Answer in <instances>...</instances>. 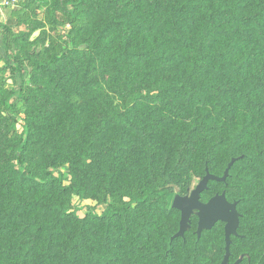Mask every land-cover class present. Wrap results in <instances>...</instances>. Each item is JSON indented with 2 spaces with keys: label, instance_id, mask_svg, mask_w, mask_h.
<instances>
[{
  "label": "rangeland",
  "instance_id": "374dc122",
  "mask_svg": "<svg viewBox=\"0 0 264 264\" xmlns=\"http://www.w3.org/2000/svg\"><path fill=\"white\" fill-rule=\"evenodd\" d=\"M70 1L17 0L9 8L10 32L0 30V264H221L222 223L197 245L193 216L186 240L169 246L180 221L172 202L197 186L206 161L214 174H223L230 133L242 124L246 132L235 155L254 158L256 147H264V111L229 96L223 100L232 118L226 119L217 113L216 98L205 93L191 101L157 96L198 63L196 40L211 12L241 0H160L157 7L155 0H86L75 19ZM243 1L241 11H254L256 0ZM181 10L187 17L179 27L173 17ZM233 27L222 23L212 35L215 48L234 40ZM161 39L171 58L136 56L150 42L163 44ZM237 54L229 58L232 65L242 60ZM252 54L255 63L264 62L256 47ZM50 57L60 59L48 72L31 66ZM15 61H25L23 76ZM210 63L224 67L226 60ZM248 98L264 103V87ZM201 120L214 129L211 142L209 135L192 132ZM22 138L27 146L20 156L28 171L40 178L49 171L82 196L35 189L21 179L15 157ZM254 162L235 166L226 184L211 183L202 201L222 193L242 200V233L248 236L243 250L256 258L264 250V158ZM142 187L168 189L172 198L166 204L152 199L109 224L92 220V211L101 215L127 204Z\"/></svg>",
  "mask_w": 264,
  "mask_h": 264
},
{
  "label": "trees",
  "instance_id": "16d2710c",
  "mask_svg": "<svg viewBox=\"0 0 264 264\" xmlns=\"http://www.w3.org/2000/svg\"><path fill=\"white\" fill-rule=\"evenodd\" d=\"M85 1L86 0H71L69 2V6L72 9V11H70V15L73 19L76 18L75 12L77 7L79 5H82ZM139 1L146 2L149 0H139ZM159 1L160 0H155L156 7L158 6ZM201 1L211 2L214 0H201ZM244 5H246V2L241 0L240 3H237L234 6L226 7L223 4L220 7L216 8V10H213L211 12V15L207 18L206 20L207 22L203 26V29L200 30V34H202L201 38H198L196 40V46L198 45L197 50L200 55L198 63L195 66L184 69L179 78V81L177 82L178 85L172 83L171 86L166 88L167 91L165 92L163 91V93L158 94L157 96L158 98H164L167 101H170V99L173 100L174 98L179 100H187V101L188 100L191 101L194 99L201 100L203 99V96L201 94L205 93L204 97L213 96L216 98L215 101L219 103L218 106H216L218 109L217 113L220 117L226 119L232 118V110L227 107L228 104L223 100V98L229 96L235 97L238 101L239 100L243 101L245 99L248 103H250L248 104V107H253L254 109H257V111L260 112L264 111V103L248 98L252 95L253 92H258L262 87H264V62H262V60L260 59L258 60V63L257 62L255 63L256 57L253 56L252 54V50L254 47H256L262 54H264V0H256V6L254 11H251L249 13H245L239 9L240 6H244ZM181 11L178 12L177 16L173 17V20L175 22L174 24L176 25V23L179 22V27L185 21V17H187L184 10ZM166 20H171V15L168 16ZM216 20H222V23L224 21L230 22L234 26L230 32H233V30H237L238 32L237 36L228 46L219 49L215 48L214 45L217 39L212 38V35L217 34L218 30L222 26L221 22L214 24ZM151 21L152 20H150V28L154 27ZM0 29L5 31L6 33L10 32L9 30H11L9 26L2 24H0ZM175 31L182 33L186 32V30H174V32ZM150 39L151 41H153L156 40V37L151 36ZM161 40L163 41V44L159 42L153 45L150 42V48L148 49L143 48L142 49L143 52L138 51L139 55L136 56L140 57V55H143L144 57L145 56L157 57L159 60H167L168 58H171L172 55L174 54L169 53L167 51L166 43L164 39ZM236 53H238L237 55L240 56L242 60H239L235 63V65H232L231 63H229L230 61L229 58ZM59 59L60 58L58 57H50L48 60H46L41 64H38L37 62H32L31 66L34 67L36 70L48 72L54 68L56 62ZM222 60H226V63H224L225 68L222 67V64L218 63V65L214 66L210 63L214 61L221 62ZM15 63L18 64L19 67L18 73L20 74V76H23L25 61H15ZM246 67H248V69H246ZM233 75H236V77L232 79L231 77ZM237 77H238V81L235 80ZM4 105L6 106V110L10 115H14L16 113L13 110L12 105L9 103V101H5ZM170 106L173 107V109H171L170 111H172V113L175 114L177 111L176 107L171 104ZM200 124L201 125L198 126V128L193 130L192 132L193 133L195 132L196 134L209 135L211 139L209 141L211 142L215 135L214 129L211 126H207L203 120H201ZM245 127L246 126L242 124L237 130H234L233 132L230 133L229 162L233 158H241V159H238V161L232 167L228 179L232 176L231 172L234 169V167L237 166L239 163L247 162L249 160L250 162L253 163H255L254 162L255 160L257 162H261V160L264 158V147L263 148L256 147L255 149L256 151L253 154L254 158H251V155H244V156L235 155L238 144L242 139L244 133L246 132ZM99 140L100 139L96 138V140L90 145L91 148L90 161L94 160L93 155L95 153L94 151L97 148V141L99 142ZM223 142L224 140L222 139L221 144H223ZM26 146H27V140L26 138H22L20 140V143L18 144L19 153H17L15 157L16 160L15 165L18 168L17 174L20 175L21 179L30 183L35 189L55 188L62 195H66L69 197L82 196L81 191L74 184L64 185L62 181L56 180V177L53 176V174L49 171L45 172L42 178L33 175L30 171H28L25 168L22 156H20V153L25 150ZM110 149L111 148H109L108 150ZM206 168L209 169L210 173L214 174L211 171L208 161H206L204 167V174L202 178L205 176ZM221 176H223V174ZM236 177L237 180L241 179V175H238ZM211 183L213 182L209 183L208 185L209 188L206 192L202 194L201 199H203V195L205 193L210 191ZM156 198H160L162 200V203L166 204L172 198V195L170 190L165 188L157 187L152 189L148 187H142L139 194L135 198L131 199L129 203L124 204L120 207L111 206L108 209H106L101 215H98L93 211L90 214L92 216V220H98L109 224L114 220L129 216L131 213L135 212L139 207L150 203L152 199H156ZM228 201L230 202L237 201L238 202L237 209L238 212L240 213L239 206L242 203V200L231 201L228 199ZM241 222H242V214L240 219V227L238 229L239 236L231 237L232 244L230 246L231 255L229 258V264H234L242 255H244L245 257L241 264H246L247 262L248 264H264V250L256 258L251 257V255L246 250H243L245 248L243 244L247 242L248 236L247 234L242 233ZM82 223H86V221L83 220ZM197 223H198V219L196 221V231H197ZM192 224H193V217H192L191 227ZM178 229H179V224H178ZM196 231L194 235L196 237V244L198 245L201 242V239L205 232L202 234L201 239L198 240ZM175 234H173L170 237V245H169L170 247L177 240H182V241L186 240L187 233L185 234L184 239L180 238L171 241V238ZM223 243H224L223 251L225 254L224 237H223Z\"/></svg>",
  "mask_w": 264,
  "mask_h": 264
},
{
  "label": "water",
  "instance_id": "95a60500",
  "mask_svg": "<svg viewBox=\"0 0 264 264\" xmlns=\"http://www.w3.org/2000/svg\"><path fill=\"white\" fill-rule=\"evenodd\" d=\"M238 159L241 158H233L229 162L221 177L210 173L209 169L206 168L205 176L189 195H176L172 202V208L180 213V222L178 232L171 238V241L185 238V234L191 227L193 216L198 219L196 231L198 240L201 239L204 232L213 230L218 223L224 224L225 254L221 264H229L231 237L239 236L238 229L240 227L241 214L237 209L238 202L228 201L225 193L216 194L207 202L202 201L201 196L208 190L210 182L225 184L232 167ZM244 257V255L240 256L234 264H241Z\"/></svg>",
  "mask_w": 264,
  "mask_h": 264
},
{
  "label": "crops",
  "instance_id": "0c3cea01",
  "mask_svg": "<svg viewBox=\"0 0 264 264\" xmlns=\"http://www.w3.org/2000/svg\"><path fill=\"white\" fill-rule=\"evenodd\" d=\"M12 20H13V16L10 9H3L0 11V24L10 25Z\"/></svg>",
  "mask_w": 264,
  "mask_h": 264
},
{
  "label": "built area",
  "instance_id": "2783aa9c",
  "mask_svg": "<svg viewBox=\"0 0 264 264\" xmlns=\"http://www.w3.org/2000/svg\"><path fill=\"white\" fill-rule=\"evenodd\" d=\"M16 2L17 0H0V11L12 8Z\"/></svg>",
  "mask_w": 264,
  "mask_h": 264
}]
</instances>
